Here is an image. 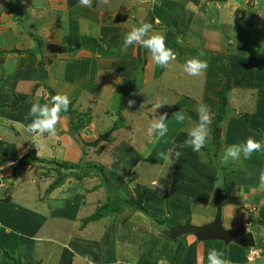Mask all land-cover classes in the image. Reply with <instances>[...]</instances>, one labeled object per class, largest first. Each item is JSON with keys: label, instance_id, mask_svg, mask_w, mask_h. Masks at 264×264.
I'll use <instances>...</instances> for the list:
<instances>
[{"label": "rangeland", "instance_id": "obj_1", "mask_svg": "<svg viewBox=\"0 0 264 264\" xmlns=\"http://www.w3.org/2000/svg\"><path fill=\"white\" fill-rule=\"evenodd\" d=\"M5 1L6 0L1 1L3 4L0 2L2 9L5 8V5H7ZM70 1L72 5H77L74 12L73 9L70 11L67 3L58 4L59 9L53 10V12L55 16L61 12V19L63 20L61 27L63 30H66V33H68V30L72 29V27L69 26V24L72 23L71 17L74 15L77 17V19L79 18L78 22L80 21V26L78 24L75 26L81 27V31L84 33L82 38L86 37L88 42L91 41L90 45H92V47H90V51H87V53L85 51H76L75 55L69 53L62 56V58H59L60 60H58L57 57H54L63 51L60 49V47H55L52 50L45 49L44 53L53 55H49L48 62L52 72L59 73L56 78L60 77V81L54 83L48 80V72H45L44 70L47 69V65H38V63L34 60L25 62V59H22L21 56L24 47L22 44L19 45L16 42L13 43V46L16 49L11 50V52L16 54L17 57L20 56L19 59L22 60L21 62L23 64L28 63L29 66L33 64L38 65L35 69H25V77H28V79L32 77L33 80H36L34 87L31 88L33 99H30L23 90H20L17 101L21 100L27 102L29 99L31 101L33 100L34 102L42 101L44 103H49L51 97L54 95L60 94L68 96L70 100L68 111L61 113V120L59 125H57V134H64V136L67 137L69 136V138L72 139L73 145L70 149L69 143L67 142L65 144V142L62 141L64 144L63 149L61 150L62 152L54 154L48 151L49 154L53 155L48 158H42L44 157L45 151H47L52 144L56 143L57 140L55 137L45 134L44 136L50 137H48V140H45L44 136L34 137L33 135L30 136V138H24L25 142L22 140V145L18 147L20 150L14 148L12 156L8 159L11 161L9 163L11 169L9 172H6V174L8 173L9 176L5 177L4 175H1L0 183L3 180L2 183H5L8 190L9 183L15 182L17 178L18 180L22 181L24 190L28 191L27 196L24 194V190H22L20 193L21 199L10 197L9 195H12L13 192H9L7 196L10 197L12 204H20L22 207L25 206L26 210L30 209L29 211L32 210L31 213H34L40 208V206H38L35 210L34 207L37 206L34 205L36 204L34 198L36 196L38 201L40 195L38 188L42 190L41 193H44V191H46V186H44L45 183H49L50 187L53 184H57L59 182L61 183L62 181L64 189L56 192L57 195H55L51 201L55 206L57 204L56 207L58 208L61 206L66 210L74 208V212L79 209V221L77 218L74 219V217H69L70 220L67 219L68 221L59 219V223H57V225L60 227L57 229L55 227L52 228L55 225L48 224L49 222L44 225L45 222L43 221V211H51L54 206L52 204H41V212H38V215L32 218L28 217L21 222H11L12 225L10 226H8L5 220L3 221L2 217H0V224H5L3 226L0 225V229L4 232H7V234H10L4 235L5 233L0 231V264H111V258L107 257L111 254V251H113L112 244L115 245L116 239L119 240L118 235L121 234L119 229H117L111 235L106 233V237L101 242L91 243V246H89L90 249H88V241L85 235V229L87 227V223L91 220L94 221V217L98 213L104 216L103 218H107L104 220L106 222L105 224L116 223L119 226V224L130 218V213L128 211L125 216H112V214L116 211H111L110 208L111 204L114 208L119 207L123 209V207H131L130 204H125L122 206L120 201L113 198L112 190L117 189V187H115L116 184L118 186L121 185L122 187H125V191H130L128 188L131 187H133L132 189H135L134 186L138 185L136 182L127 179V186L123 182V178L117 179L116 181L112 177L113 174L116 175L115 171L112 169L113 164L119 160L118 158H120L121 155L123 156L124 154L122 151L123 146L121 135H117V130H119L121 125V127L124 129L119 132L129 133L131 127L128 125L130 120L129 112L126 114L128 100L132 98L133 95L135 96L136 92L142 90L140 95H143V97L140 99V101L137 97H135L139 112L133 111L131 117L136 115L139 116V114L141 115L140 120L143 123H140L141 131L139 133L138 139L141 140L143 138H141V136H145L147 140L146 147L148 150H151L155 146L154 142L156 140L154 136L150 137L148 135L147 122L143 115H146L145 111L150 110L151 107L153 108L155 103L163 105L160 107V111H163L167 108H174V106H176L174 109L178 111L181 109V107L186 106V114H188L189 119L192 120L193 117L190 115V113L198 115L197 108L201 104L207 106V104L202 102V91L205 89V86H203L204 81H202L200 76H189L187 73L183 72V65L185 63L184 61H180L182 64L180 66L176 64L175 61H173L169 68H162L157 66L152 61L151 54L147 49H145L147 62L144 67L140 68L138 64L140 48L139 44L130 46L125 52L121 51L123 37L131 30L133 26H138L141 23L152 24V31L149 33V35L156 33L164 34L166 38L165 43H167V40L170 39L171 36L177 41L178 38L182 39V35L184 33L186 38L188 35V40L190 42L196 44L194 48L199 47L198 54L204 52L203 48L205 46L201 43L207 39V36L203 30L199 29V27L207 28L205 30L206 32L210 31V27L215 29L217 32H214L213 35L217 36L215 37L217 41L214 39V42H216V45L218 43V45L209 48L210 50L208 51L214 54H225V62H221L223 66L222 70L225 72L223 71L224 74H216V77H213V75L209 76L211 79H218L222 80L223 82L221 85H211L210 80H207L205 85L208 87V96L214 98L215 96L213 95V92L224 91L225 88H227L228 81L231 82V89L229 90V93H226L228 95L229 104L226 108L224 120L222 121L223 123H221L220 132L223 136L221 141L222 144H220V146L225 149V147L229 146L227 142L232 141V139H227L225 134L227 135L233 132L234 136L232 135V137H236V134L238 133L237 130H229L231 122L238 123L236 124L238 126L237 128L239 130L241 129L239 132H245L248 127H253V129L248 130L249 134L246 133L244 138L251 135L256 137V141L258 140V142L264 143V139L261 138L262 135H264L261 129L264 127H262V125H264V0H211L209 7H211V5L213 9H217L219 7L218 11H220V6H222L223 1H225L224 3L227 5V9H229L228 11L231 15V17L222 16L221 19L217 20V16H214V12L211 10V8L209 17L206 13H203L200 10H194L195 5L199 6L201 0H144V3L143 0H109V3L105 5V8L102 7L104 4H102L100 0H92L91 7L81 6L79 0ZM209 1L210 0H208V2ZM138 3L141 4V8L146 14L150 13L152 15L156 14L158 17L162 16L161 19L159 18L160 20L158 25L155 24L157 21L153 22V17L147 18L146 20L144 19V22L141 18H137L139 13L138 8H140L138 7ZM26 5L33 6L31 2H28V4L26 3ZM172 6L174 8L173 10L176 12L174 15H172L173 13L169 12L172 11ZM197 8L199 9V7ZM183 9L185 10V13L189 14L190 16H193L195 12H198L199 19L188 18L189 16L184 17L182 14ZM90 10H92L93 13H89ZM122 11L127 12H124V16L120 15L115 18L116 16L114 13L118 14ZM157 11L158 13H156ZM179 12L182 14V16L177 15ZM106 13L109 15L106 16ZM41 15L42 14H40L38 11H35V13H33L31 16L33 18H37ZM200 16L203 17L201 18ZM101 18H104L105 22L103 21V24L100 23ZM185 20H189L191 22L189 28H185L188 27V24L185 22ZM215 20L218 22V27H213ZM110 21L111 24L114 22V26L110 24ZM113 27H117L118 30L119 28H125L126 31L125 33H117L114 31ZM73 29L75 28L73 27ZM169 31L174 32H171L170 35L167 33ZM33 34L37 35L36 37H40V39L43 40L42 43L44 44L45 40L40 32L35 31ZM12 36L14 35L9 34L8 36H1V40L6 41L7 39V42H12L14 41L13 39H15V37ZM50 44V42L47 44L45 43L47 46ZM8 45L10 48L11 43L0 44V50L2 48H6ZM109 46L112 47L111 52L107 51ZM179 52L180 50L177 51V54ZM102 53L105 54L103 55L104 58H108V65L111 71L105 72L103 70L104 72H102V80L106 75L107 78H105L103 81L100 80V82L97 78V81L95 80L93 87L92 83H88L87 88L92 87L91 89L93 90L85 92L86 89L79 86L78 82L76 83V77L74 78V81L71 79V76L65 74V69L70 70L69 74L72 76H86L87 78L88 68L86 65L89 64V58L94 60V63H97ZM86 59L87 61H85ZM232 59H234V61H232ZM61 60H63V63H59ZM56 62L57 65H55ZM21 67L23 66H20L19 68ZM1 70L2 69H0V71ZM156 70L159 72L156 73ZM209 74L210 73H207V75ZM94 77V75H91L90 78L94 79ZM251 79L253 81L256 80V83L252 84V81H249ZM71 81L73 83H71L70 86L69 84ZM7 84L8 82L6 81V83L2 85L4 89H8L9 86H7ZM23 86L25 89V83ZM11 92L13 93L14 91ZM32 94L29 95L32 96ZM178 95H180L182 98H178ZM188 96L190 98H188ZM35 97L38 99L35 100ZM196 101L197 103H195ZM213 102V106L210 104V106L208 105L207 107L209 108L211 115L210 125L216 126L218 121V98L215 97ZM150 115L151 117L155 116L153 114H148L147 117ZM123 120L126 121L125 127L122 125ZM130 122H132V120ZM165 123L168 127L172 125V128L173 126L176 128L177 126L181 125V123H177L174 118L172 120H166ZM186 124H189V121H186ZM22 130H20V133ZM170 133L168 132L165 138H167ZM31 139L39 143V150L33 143H31L33 141ZM124 140L125 144H131V138L129 136ZM204 147H207V153H209V155L213 157L214 160L221 159L222 156L217 151V149L220 147L218 148V146L213 145L211 131ZM69 149L76 151V155L72 157L67 156L68 152L70 151ZM30 151H32V154L30 155V163L23 166L16 164L17 162L14 160L18 161V158L22 159L23 157L21 156L23 154L29 155ZM157 153L159 155L160 153H166V151L160 147ZM254 153H256L258 157L264 156V151ZM3 154L6 156L10 155L6 151H4ZM167 154H169V152H167ZM170 155L172 161L174 155ZM154 156L156 155L151 156V162H156L154 161ZM12 159L14 162H12ZM146 159L148 161V157H146ZM205 159L206 161L209 159V157H206V154ZM124 162L125 159L122 160V164H124ZM237 162H242V158H240ZM4 163L7 162L1 161V164ZM229 164L230 163L222 164L221 176L217 177V183H223L225 174L231 169V165ZM261 164H264V161L261 160ZM79 165H83L82 170L77 168ZM117 165L118 164H115L114 168ZM261 166L262 165H260V167ZM164 167L167 169L163 175L159 172L161 167L155 164H142L138 167L136 173L138 175L147 176L146 179H142V181L144 184L151 185V179H159L161 176L162 178H165V176H167V170L169 169L170 172H172L174 168L172 166V162L169 163L165 160ZM18 168L22 169L19 171L20 175L25 173L23 177L16 176V169ZM70 169L74 170V172H69ZM200 179L201 178H199V180ZM194 190L195 188L192 191ZM157 191L160 192V190ZM183 191L182 183H178L174 189L175 193L171 194V196L169 193L168 198L164 196V198L155 200V198L148 197L144 208L149 214L158 213L160 212L161 208H165L167 212L166 216L163 219H159L166 226L165 229L172 228L170 226V217L174 216V214L176 217L173 219L176 220L177 218L184 216V214L186 216L187 214H195L197 212L207 211L209 209L210 202L207 204L208 202L204 197L203 191H196L197 194L194 201L189 202V205L187 203V205L184 206V204H186V200L184 198L187 196V193H184L186 196H181V192ZM190 191L191 190H188V197L192 196ZM96 192L98 193L94 195L90 202L86 203L85 199H88V194H94ZM79 196L82 198L81 201H77ZM169 201L171 202L169 203ZM174 202L178 205L179 209H173ZM198 202H202L203 205H200L201 203ZM211 202L214 204V198H211ZM201 206L203 207L200 210L199 207ZM80 207H82L84 212L81 211ZM151 207H154L153 210H151ZM187 207L189 210H187ZM44 215L48 216L46 214ZM143 215L148 217L145 214ZM138 216L143 217L141 214ZM223 223L226 227L227 222L224 220ZM240 224L241 223H239V225ZM254 226L252 225V227ZM262 226L263 225H259V227L254 228L252 231L255 235L257 245L256 248H254L255 251H253V248H250L248 249L249 251H247L253 252L250 254V261L254 260L248 264H264V258H261L264 255V227ZM17 231H20L23 236L32 237V242L27 244L25 239L18 240L17 238H14V235L18 236L16 234ZM50 231L52 233L55 231L57 234L52 235ZM14 232L15 234L13 235ZM45 234L48 238L46 240L43 239ZM144 236L146 241H149V235ZM19 237H21V235ZM137 239L138 241L132 242V252L134 253L137 252V246H140L141 242L140 236H137ZM166 240L168 239L166 238ZM124 241L126 240L124 239L120 243H123ZM168 241H171V239ZM127 242H129V240H127ZM180 242H182V238L178 240V243ZM147 243L148 242H146V244ZM172 243L175 245L177 242L172 241ZM199 243L200 249H203V247L206 246L204 242ZM21 244L28 246L20 247L19 245ZM223 245L225 247L223 250L225 251L226 246L225 244ZM15 246L16 248H13ZM103 248L105 250L101 251L102 254H100V250ZM106 260L110 261V263L105 262ZM208 263V259L207 261L205 260V264Z\"/></svg>", "mask_w": 264, "mask_h": 264}, {"label": "crops", "instance_id": "obj_2", "mask_svg": "<svg viewBox=\"0 0 264 264\" xmlns=\"http://www.w3.org/2000/svg\"><path fill=\"white\" fill-rule=\"evenodd\" d=\"M1 1L2 0H0V2ZM19 1L18 0H6L5 2L7 3V5H5V8L3 9L1 7V3L3 4V2L0 3V40H1V36H8L9 34H13L14 36L12 37H15V39H13L14 41L12 42L11 41L7 42V39L6 41L5 40L0 41V44L11 43L10 48L8 45L6 46V48H2L0 50V69H2L0 71V160L7 162L4 164H1V161H0V176L4 175L5 177L9 176L8 173L6 174V172H9V170L11 169V166L9 165L11 161H9L8 159L12 156L14 152V148L20 150L18 147L22 145L23 143L22 140L25 142L24 138H30V136H32L31 134L27 133L26 131L22 129H24L23 128L24 125L30 124L32 122V117L29 116V112H30L32 104L36 102H34L33 100L31 101L29 99L27 100V102L21 101V100L17 101V98L19 96L18 93L20 90H23L30 99L31 98L33 99L31 88L34 87L36 80H33L32 77L30 78L31 80L28 79V77H25V74H26L25 69H29V70L32 68L35 69L36 66L41 65V64L47 65V69H44V70L45 72H48L47 73L48 80L50 82L57 83L58 81H60V77L56 78L59 73L52 72L50 64L48 62L49 55L50 56H53V55L44 53L45 49L52 50L55 47L56 48L60 47V49L63 51L59 53L58 55L54 56V57H57L58 60H60L59 58H62V56L67 55L69 53H72L75 55L76 51L77 52L85 51L87 53V51H90V47H92V45H90L91 41L88 42V40H86L87 39L86 37L82 38L84 36V33L81 31V27L75 26L77 24L80 26V21L78 22L79 18L77 19V17L74 15L71 17L72 23L69 24V26L72 27V29L68 30V33H66V30H63L61 27L62 22H63V20L61 19V15H62L61 12H59L57 16H55L53 12V10L59 9L58 4L60 3H63V4L67 3L70 8V11H72L71 9H73V12H74L77 5L76 4L72 5V3H70L71 2L70 0H19ZM28 2H31L33 6L31 5L27 6L26 3L28 4ZM224 2L225 1H223L222 6L218 5L220 6V11H218L219 7L217 9H213L212 5L211 7H209L211 0L209 2L208 0H201L199 6L194 4L195 5L194 10H200L201 12L206 13L208 17L210 16V12L212 10L214 12V16H217L216 20L221 19L222 16L231 17L228 11L229 9H227V5ZM139 3H138V7L140 8H138L139 13L137 15V18L138 17L141 18L144 22V19L146 20L147 18L153 17L154 18L153 22L157 21V23L155 22V24L158 25L159 20L161 19L162 16L158 17L156 14L155 15H152L150 13L146 14L145 11L141 8V4ZM143 3H144V0H143ZM196 6L199 7V9ZM102 7L105 8V5H102ZM171 9L172 11H169V12L173 13L172 15L176 14V12L173 10L174 9L173 6ZM35 11H38L42 15L38 16L37 18H33L31 15H33ZM124 12H127V11H122V12H119L118 14L114 13V15L116 16L115 18H117L120 15L124 16ZM89 13H93V11L90 10ZM156 13H158V11ZM182 14L184 17L189 16L188 18H198L199 19L198 12H195L193 16H190L189 14L185 13V10L183 9ZM182 14L179 12L177 15L182 16ZM108 15L109 14L106 13V16ZM200 17L202 18L203 16H200ZM104 18L100 19L101 24H103ZM216 20L214 21L213 27H218V22ZM185 22L188 24V27H185V28H189V25L191 24V22L189 20L188 21L185 20ZM110 24H111V21H110ZM111 25L114 26V22ZM73 27L75 29H73ZM113 28H114V31L117 33H125L126 31L125 28H119V30L117 27H113ZM199 29L203 30V32L207 36V39L201 43L202 45L205 46L203 48L204 52L202 55L201 53L198 54L199 47L194 48L196 44L193 42H190L188 40V35L186 38L184 33H183L184 36L182 35V39L178 38V41L174 39V37L171 36L172 39L170 38L167 40L168 44L166 43V46L171 48L176 53L175 62L179 66L182 65L180 61L185 62L186 60L192 59V58H196V59L207 62V65H208L207 70L203 74L199 75L200 78H202V81H204L203 86H205V89H203L202 91L203 92L202 102H204V104H207V106L208 105L210 106V104L213 106L214 104L213 100L216 96L215 97L213 96L214 98H211L208 96L207 94L208 87L205 84L207 80L208 81L210 80L211 85L212 84L213 85L222 84L223 82L222 80L211 79L209 78V76L213 75V77H216L218 74H224L223 73L224 70H222L223 66L221 62L223 63L225 62V54L219 53V52H216L219 54H214L208 51L210 50L209 48H212L218 45V43L216 45V42H214V39H216L215 37H217L216 35H213L214 32L215 33L217 32L215 29H212V27H210L209 32L205 31L207 29L205 27H202V28L199 27ZM35 31L40 32V34L43 36L45 40L44 44L42 43L43 40L40 39V37H36L37 35L33 34ZM171 32L173 33L174 31H171ZM171 32L169 31L167 33L171 35ZM15 42L19 45L22 44L24 46L23 53L21 55L22 59H25V62H28L29 60H34L35 62L38 63V65L33 64L29 66L28 63L23 64L21 62L22 60L19 59L20 56L17 57L16 54L11 52V50L16 49L13 46L14 45L13 43ZM49 42L51 43L50 45L48 46L45 45V43L47 44ZM111 50H112V47L109 46L107 48V51L111 52ZM178 50H180V52L177 54ZM103 55L105 54L103 53L101 54V57L98 59L99 61L97 63H94L93 62L94 60L89 58L88 60L89 64L86 65V67L88 68L87 78L86 76H84L86 79L83 76L80 77L76 75L74 76L70 75L69 74L70 70H67V69H65L66 70L65 74L71 76L72 77L71 79H73L74 81H75L74 78L76 77V83L78 82L79 86L86 89L85 92L91 91L93 90L91 88L94 86L93 84L95 80L97 78L99 79V82L100 80H102V72L111 71L108 65V62H109L108 58H104ZM85 61H87V59ZM232 61H234V59H232ZM44 62H47V63H44ZM59 63H63V60H61ZM55 65H57V62L55 63ZM20 66H23V67L19 68ZM157 72L159 71L156 70V73ZM207 73H210V74L207 75ZM91 75L95 76L94 79L90 78ZM105 78H107V75L103 77V80ZM6 81L8 82L7 84V86H9L8 89H4L2 86L3 84L6 83ZM249 81H252L251 82L252 84L256 83V80L253 81L251 79ZM24 83L26 85L25 89L23 86ZM71 83L73 82L72 81L70 82L69 84L70 86H71ZM88 83L89 84L92 83V87L87 88ZM11 91H14V92L12 93ZM141 92L142 90L139 92H136L135 96L133 95L132 98L130 99L135 100V97H137L138 100L140 101V99L143 97V95H140ZM213 93H217V92L215 91ZM29 94H32V96H30ZM178 98L181 99L182 97L178 95ZM188 98L190 97L188 96ZM36 99L38 98L35 97V100ZM39 103L41 105L45 104L42 101H39ZM195 103H197V101ZM157 104L159 103H155V106L153 108L151 107V109L148 111L146 110L145 111L146 115H143L146 118L147 127L150 126L151 122L156 117H158L159 115L165 112L168 113L169 120H172L173 113L178 112V111H182L185 114L186 119L184 123L177 126L176 128L174 126L172 128V125H170V127H168V132L169 133L171 132L170 135L167 138L163 137L162 140L160 139L159 141H155L154 142L155 146L151 150H148V148L146 147L147 140L145 136H141V138L143 137L141 140L138 139L139 133L141 131V126H140V123L142 122L140 120L141 115L139 114V116L136 115V116L131 117V114L133 113V111L134 112L138 111L137 101H135L134 106H132L131 108L129 107L126 108V114L129 112V115H130V120L127 119L129 120L128 125H130L131 127H130L129 133L119 132V131H122V129H124L121 127V125H120L119 130H117V133H118L117 135L119 134L121 135L122 146H123L122 151L124 154L123 156L121 155L120 158H118L119 160L113 164L112 169L115 171L116 175L113 174L112 177L116 181L117 179L123 178L124 179L123 182L127 186H128L127 179H130L136 182V184L138 185L134 186L135 189H132L133 187H131V188H128V190L130 191H125L126 189L125 187H122L121 185L118 186L116 184L115 187H117V189L112 190L113 198L115 200L120 201L122 203L121 205L124 206L126 204L125 202L129 201L132 203L133 201L136 200V189L140 188L143 194V198H144L143 205H145L148 197L155 198V200L164 198V196L168 198L169 193H170V196L171 194L175 193L174 189L176 185L178 183H182V190L184 191L181 192V196L185 195L184 193H187V196L185 195L186 197L184 198L186 200V204H184V206H186L187 203L189 205V202L194 201L196 194H197L196 191H203L204 197L208 202L206 203L209 204L210 202L209 204L210 207L208 209L209 211L207 210V211L197 212L195 214L192 213L190 215L187 214L186 216L184 214V216L179 217L176 220L173 219L174 217H176V215L174 214V216L170 217V226L176 227V226H183L187 224L200 226V225L209 223L214 219L216 215V208L214 204L211 202V198H214L213 195H214L216 188L220 185H223L226 189V197H227V205L224 208V213H223V221L225 220L227 222L226 227L228 229H236L239 227V223H244L247 226V229L251 232L253 231L254 228L259 227V225H263L262 227H264V187L260 186V180H259L260 172L261 170H264V164H261V160L264 161V156L258 157L256 153H253L251 158L249 159H244L243 156H241L242 162H237V161H233L229 159L227 164L230 163L229 165H231V169L225 174L223 183L219 184L216 182L217 177L221 176L222 164H226L222 162V159L224 155L223 153L225 152L227 147L233 144L244 143L249 137L256 139L255 136H251V135L244 138L246 133L249 134L248 130L253 129V127H248L245 130V132H239L241 129L239 130L237 128L238 126L236 124L238 123L231 122L229 130L230 131L237 130L238 133L236 134V137H232V135L234 136L233 132L227 135L225 134V136H227V139L229 140L232 139V141L227 142L229 146L225 147V149L222 146H220V144H222V142H220V144L218 145V148L220 147L221 149L219 148L217 149V151L221 154L222 157L220 160H214L213 157H211L209 153H207V147H203L199 152H196V151H193V149L190 146H187L185 144V141L188 139V130L195 123V121L192 119H189L188 114H186L187 113V111H185L187 109L186 106H185L186 108L181 107V109H179L178 111L174 109L176 106H174V108H167L163 111L162 110L160 111L161 108L155 110V107ZM148 114H153L155 116L151 117L150 115L147 117ZM131 120L132 122H130ZM186 121H189V124H186ZM125 122H126L125 120L122 121V125L124 127H125ZM263 126L264 125H262V127ZM261 129L264 134V127ZM20 130H22L21 133H20ZM14 131H17V132H14ZM128 136L131 138V144H125L124 139ZM48 137L49 136H44V139L48 140ZM261 138L264 139V135H262ZM55 139L57 140L56 143L52 144L48 148V150L45 151L44 157L42 158H48L53 155V154H49L48 151L54 154L62 152L61 150L63 149V145H64L63 142H65V144L68 142L70 149L73 145L72 139H70L69 136L68 137L64 136V134L63 135L57 134L55 136ZM221 141H222V138H221ZM160 147H162L166 151V154L167 152H169L170 149L173 150V153H179L178 157L174 156L172 158L171 162L174 168L172 172H170L169 169L167 170V176H165V178H162V176L159 179L153 178L150 181L151 185L144 184L142 179H146L147 176L138 175L136 173L138 167L141 166L142 164H146V165L155 164V165L160 166L161 169L159 172L162 175L167 169L166 167H164V159L160 157L157 153ZM4 151L8 152V154L10 155L6 156L5 154H3ZM31 154H32V151H30L29 155L23 154L21 157L24 158L26 156H30ZM205 154H206V157H209L207 161L205 159ZM74 155H76V151H73V150H70L67 154V156H71V157ZM153 155H156L154 156L155 157L154 161L156 162L150 161L151 156ZM146 157H148V161ZM124 159H125V162L124 164H122V160ZM20 160L21 159L18 158V161L17 160H14V161H16L17 162L16 164H18ZM14 161L12 159V162ZM115 164H118V165L114 168ZM260 165L262 166L260 167ZM21 168L16 169L17 177H23V175L25 174L24 173L23 175H20L19 171L23 169ZM71 171L74 172V170L70 169L69 172ZM199 178H201L200 179L201 183H200ZM85 179H88V178H85ZM154 180H158L161 185H164V187L162 189L159 187H154L152 184V181ZM2 181L0 183L1 184L0 185V217H2L3 221L5 220L8 226L12 225L11 222H14V223L21 222V221H24L28 217L30 218L35 217L36 215L39 214L38 212H41L40 210L41 204L54 205L51 201L52 198H54L55 195H57L56 192H59V190L64 189V185H62V181L60 185H58L56 188H53V190H50V191L49 189H51L50 188L51 186L49 187V183H45L44 186H46L45 187L46 191H44V193H41L42 190L38 188L40 195H39L38 201L35 196L34 200L36 201V204L34 205H37V206H34V207H35V210H36V207L38 206H40V208L36 210L34 213H31L32 210L29 211L30 209H27L28 210L27 211L25 209V206L22 207L20 204L11 203L12 201L10 197H16L17 199H21L20 193L22 190H24L23 188L24 185L22 181L18 180L17 178L15 182L9 183L10 188L8 186V190L6 188L5 183H2ZM194 188L195 190L192 191ZM156 189L160 190L161 193L158 192ZM188 190H191L190 192L193 197L192 196L188 197L189 196ZM9 192H13L12 195H9L10 197L7 196ZM27 192H28L27 190H24V194L26 196H27ZM98 192L94 194H88L87 196L88 199H85L86 203L90 202V200ZM81 199H82L81 196H79V198H77V201L79 200L81 201ZM171 201H174V200H171ZM171 201H169V203ZM198 203H201L200 205H203L202 202H198ZM56 206L54 205L51 211L50 210L48 212H46L47 210L43 211V217H44L43 221L45 222L44 225H46L47 222H49L48 224L55 225L52 228L55 227L57 229L60 227L57 225V223H59L58 222L59 219H62L63 221H68L67 219H69V217H72V218L74 217V219L77 218L78 220V217H79L78 214H80L78 213L80 211L79 209L76 212H74V208L66 210L62 206L60 208ZM66 206L68 207L67 204ZM202 207L203 206L199 207V209L201 210ZM80 208H81V211L84 212L82 207ZM110 208H111V211H116L115 213L112 214V216H118V215L125 216L126 213L129 212L130 218L126 219L123 223L119 224L118 226L116 223L105 224L106 222L104 220L107 218H103L104 216H101L97 219H94V221L91 220L87 223L86 225L87 227L85 229V233H86L85 235L88 241L87 242L88 249H90L89 246H91V243L101 242L106 237V233H108V235H111L117 229H119V231L121 232L120 234L121 236L118 235L119 240L116 239L115 245L112 244L113 251H111V254L108 255L107 257V258H111L110 259L111 264H160L161 261H163L164 264H205V260L207 261L208 259L209 251L210 249H213V248H215L218 251L224 252V256L222 258L230 260L231 264H248L254 261V260L250 261V254H252L253 252H247L249 251L248 249L250 248H243L234 243L225 245L226 246L225 251L223 250V248H225L223 245L224 243H221V241L204 242L206 246L203 247V249H200L199 247L200 243L197 241V239L194 236H184L182 238V242L178 243L177 241V243H175L174 245L172 243V240L168 241L170 239L164 234L165 229L161 233H158V232L154 233L151 231L152 230L151 221L148 217L144 216L143 213L136 212L131 207H127V208L123 207V209L118 207L116 208L117 210H115L112 204L110 205ZM153 208L154 207H151V210H153ZM173 209L174 210L179 209L178 205L175 202H174ZM187 210H189L188 207H187ZM138 213L141 214V216L143 217H139ZM44 214L48 216H45ZM166 214H167L166 209L161 208L160 212L154 213L152 215H154V217L159 220V219H163L166 216ZM251 224L253 226L255 224V226L252 227ZM0 225L3 226L5 224L1 223ZM4 233H5L4 235H10V234H7V232H4ZM14 234L15 232L13 233V235ZM16 234L18 236L14 235L13 236L14 238H17L18 240L25 239L27 244H30V242H32V237L23 236L20 231L19 232L17 231ZM51 234L55 235L57 233H55L54 231L53 233L51 232ZM20 235L21 237H19ZM144 235H149L148 237L149 241L148 240L146 241V239L144 238L145 237ZM137 236H140L141 242H140V246H137V252L134 253L132 252L133 251L132 242L138 241ZM116 237H117V233H116ZM166 238L168 240H166ZM43 239L44 240L48 239L46 234L44 235ZM124 239L126 241H124L123 243H120ZM127 240H129L130 243L127 242ZM145 241L148 243L146 244ZM19 246L23 247V246H28V245L21 244ZM13 248H16V246ZM104 250H105L104 248L101 249L100 254H102L101 251H104ZM261 258L263 259L264 255ZM105 262L110 263V261H107V260Z\"/></svg>", "mask_w": 264, "mask_h": 264}, {"label": "clouds", "instance_id": "obj_3", "mask_svg": "<svg viewBox=\"0 0 264 264\" xmlns=\"http://www.w3.org/2000/svg\"><path fill=\"white\" fill-rule=\"evenodd\" d=\"M104 5L109 3V0H100ZM81 6L91 7L92 0H79ZM152 31V24L141 23L138 26H133L129 32L123 37V44L121 51L125 52L127 49L134 45L139 44L143 48L147 49L151 54L152 61L162 68H169L171 63L176 60V53L166 46L165 35L156 33L149 35ZM203 53H201L202 55ZM207 62L196 58L188 59L183 65V71L189 76H199L207 70ZM70 104V100L66 95H54L51 97L49 103L41 105L39 102L33 103L29 112V116L32 117V122L24 127V130L35 136H49L55 137L57 135V125L61 120V113L67 112ZM135 100L128 101V107L134 106ZM162 104H157L155 107L159 109ZM198 122H196L188 130V139L185 141L187 146H190L193 151L199 152L206 144L207 138L210 134L209 125L211 124V115L209 108L206 105L201 104L197 108ZM172 117L177 123H184L186 117L182 111L173 113ZM168 120V113L165 112L156 117L147 129L148 135L159 141L165 137L168 133V126L165 121ZM35 147L39 150V143L35 140L32 141ZM264 151V143L256 141L254 138L249 137L246 142L241 144H233L224 152L222 162L227 163L229 159L238 161L241 156L244 159L251 158L254 152ZM175 157L179 156V153H173V150H169V154L160 153L159 155L167 162L171 163V155ZM38 155V151H37ZM260 186L264 187V170H261L259 175ZM154 187L163 188L158 180L152 181ZM255 251V249L253 250ZM223 252L210 249L208 255L209 264H231L228 259H223ZM160 264H164L163 261Z\"/></svg>", "mask_w": 264, "mask_h": 264}, {"label": "water", "instance_id": "obj_4", "mask_svg": "<svg viewBox=\"0 0 264 264\" xmlns=\"http://www.w3.org/2000/svg\"><path fill=\"white\" fill-rule=\"evenodd\" d=\"M213 197L216 215L211 222L200 226L187 224L172 227L165 229L164 234L174 242L184 236H194L198 242L221 241L225 245L234 243L243 248H256L255 235L247 229L244 223L236 229H228L224 226L223 213L227 205V197L223 185L216 188Z\"/></svg>", "mask_w": 264, "mask_h": 264}, {"label": "trees", "instance_id": "obj_5", "mask_svg": "<svg viewBox=\"0 0 264 264\" xmlns=\"http://www.w3.org/2000/svg\"><path fill=\"white\" fill-rule=\"evenodd\" d=\"M40 45H41V43H40ZM146 62H147L146 61V50H145V48L140 46V48H139V59H138L139 67L140 68L144 67ZM230 83L231 82L228 81L227 88H225L224 91H222V92L219 91L217 93H213V95L218 98V107H217L218 121L216 123V126L209 125V128H210L212 138H213V145H216V146H218L220 144L221 138H222V135L220 132L221 131V123L224 120L226 108H227V105L229 104L228 95L226 93H229V90L231 89ZM190 115L193 117V120L195 122H198V115L192 114V113H190ZM30 160H31V157L26 156V157L22 158L18 164H19V166H23V165L28 164L30 162ZM77 168L82 169L83 165H79ZM59 184H60V182L57 184H53L50 187L51 189H49V191L53 190V188H56ZM126 204H130V206L134 209V211L141 212V213L148 216V218L151 221V229H152L151 231L152 232L161 233L166 228V226L164 225V223L162 221H159L153 215L149 214L148 211L145 210L144 205H143L144 204V198H143V194H142L140 188L136 189V200L133 203L126 202ZM114 209L117 210L116 208H114ZM101 216L102 215L100 213H98L95 215L94 219H97ZM0 231H2V230L0 229Z\"/></svg>", "mask_w": 264, "mask_h": 264}]
</instances>
